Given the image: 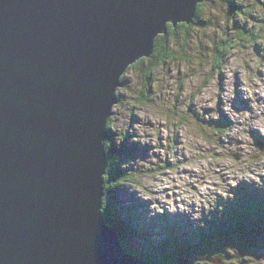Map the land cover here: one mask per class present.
<instances>
[{"label":"rangeland","instance_id":"1","mask_svg":"<svg viewBox=\"0 0 264 264\" xmlns=\"http://www.w3.org/2000/svg\"><path fill=\"white\" fill-rule=\"evenodd\" d=\"M202 3L151 85L129 67L116 89L106 129L127 177L102 207L126 255L177 264L176 243L193 264H264V0ZM241 28L249 39L215 68L214 43Z\"/></svg>","mask_w":264,"mask_h":264},{"label":"water","instance_id":"2","mask_svg":"<svg viewBox=\"0 0 264 264\" xmlns=\"http://www.w3.org/2000/svg\"><path fill=\"white\" fill-rule=\"evenodd\" d=\"M204 1L0 0V264H142L101 217L106 123L126 69Z\"/></svg>","mask_w":264,"mask_h":264},{"label":"trees","instance_id":"3","mask_svg":"<svg viewBox=\"0 0 264 264\" xmlns=\"http://www.w3.org/2000/svg\"><path fill=\"white\" fill-rule=\"evenodd\" d=\"M203 3H199L197 5L196 11H195V16L193 18V21H196L197 18H199V11L201 9ZM239 12L234 10L233 14H238ZM181 26H184V24H181ZM187 27H184L185 33L187 32L186 30ZM177 30H178V26H176L175 28L168 23V29L167 32L165 34H160L156 37L155 41H154V49H153V53L147 57V58H141L139 61L135 62L134 64L130 65L129 67L132 68H139L140 70H144V75L145 78L147 79L148 82V87L151 85L152 82V71L153 69L160 63L165 62V59L167 56H175V51L173 48H170V40L172 38H175L177 35ZM264 30V29H263ZM249 35H251V31H246L245 29H237V31L232 35V37L229 39L227 38V40H222V41H216L215 47L213 48L214 52H213V58H215V62H214V67L215 68H219V65L221 64V60L222 58L225 56V54H227L229 52V48L231 47L232 43L233 44H241L242 42L246 41L247 39H249ZM149 61V68L148 67H144L145 62ZM125 73L123 74V76L121 77V82L124 81L125 79ZM110 127V118H108L107 120V128L109 129ZM112 138L109 135L105 141H104V148H105V152L108 156L107 158V169H106V173L104 175V190H105V195L104 197L106 198L109 194V191L111 190V187L115 185V183L123 181L122 177H127L124 173H118L116 172L115 168H114V160L112 159V156L110 155L111 152V146H112ZM116 181V182H115ZM115 182V183H114ZM107 202L103 203V214L106 217V220L108 221V224L114 228V230L118 233L119 236H122V232L121 230H119L117 227H115L113 221H111L110 219V215L106 212L108 211L107 209ZM239 212V211H238ZM239 225V224H238ZM201 236L203 237V235L201 234ZM185 244V243H184ZM174 253H173V259L174 262L176 261V263H178V258L179 257H183L184 255V250L186 247H183V245L181 244L180 247L179 245L177 246L176 243H174ZM135 250V249H134ZM136 251V250H135ZM129 252L131 254L132 250L129 249ZM137 252V251H136ZM140 256L143 260H145L147 263L149 264H168V260L166 261L164 259V257L160 260V259H146L142 256V254H135V256ZM158 261V262H157ZM221 261H223L221 259Z\"/></svg>","mask_w":264,"mask_h":264},{"label":"bare ground","instance_id":"4","mask_svg":"<svg viewBox=\"0 0 264 264\" xmlns=\"http://www.w3.org/2000/svg\"><path fill=\"white\" fill-rule=\"evenodd\" d=\"M168 23L171 24V22H168ZM168 23H167V24H168ZM177 25H178V24H177ZM167 27H168V25H167ZM221 90H222V89H221ZM116 102H118V101H116ZM113 105H114V104H113ZM106 128H107V123H106ZM106 130H107V129H106ZM104 149H105V148H104ZM240 183H242V181H241ZM118 188H119V187H118ZM103 193H104V192H103ZM102 208H103V207H102ZM240 214H241V213H240ZM103 215H104V214H103ZM117 215H118V214H117ZM120 216H121V215H120ZM122 216H123V215H122ZM131 216H132V215H131ZM101 217H102V211H101ZM114 217H115V216H114ZM102 219H103V218H102ZM118 225H119V224H118ZM111 229H112V228H111ZM113 229H114V228H113ZM119 229H120V228H119ZM112 231H113V230H112ZM130 231H131V230H130ZM118 238L120 239V241H119V243H120V247L123 248V247H124V246H123V242L121 241L122 238L119 237V236H118ZM123 241H124V240H123ZM124 249H125V248H124ZM124 253H125V252H124ZM127 255H128V254H127ZM128 256H129V255H128ZM142 256H143V255H142ZM130 257H131V256H130ZM132 257L136 258L137 260H140V259L138 258V257H140V256H137V257H136V256H132ZM140 261H141V260H140ZM144 261H145V260H144ZM144 261H141V263H142V264H146L147 262L145 261V262H146V263H145ZM177 262H179V261H177ZM147 264H149V263H147Z\"/></svg>","mask_w":264,"mask_h":264}]
</instances>
